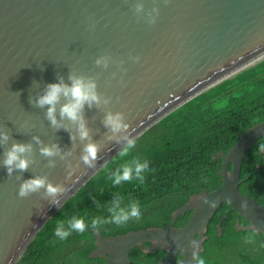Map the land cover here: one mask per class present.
<instances>
[{"label": "water", "instance_id": "water-1", "mask_svg": "<svg viewBox=\"0 0 264 264\" xmlns=\"http://www.w3.org/2000/svg\"><path fill=\"white\" fill-rule=\"evenodd\" d=\"M135 2L0 0V128L6 127L16 141L28 142L38 135L46 144L58 142L68 149L72 147L69 133L50 127L44 117L46 108L34 107L29 96L43 91L47 83L58 82L57 73L70 83L67 77L74 70L95 76L98 90L112 97L106 108H85L93 139L105 144L95 169L80 162L66 180L65 162L57 157L54 168L46 167V158L33 142L36 162L22 178L47 174L52 182L67 184L70 190L59 208L49 206L39 194L20 198L21 180L16 178L20 173L8 177L7 170L0 167V264H17L45 224L117 156L119 146L104 141L107 130L101 120L108 108L125 112L137 139L165 116L264 54V0H143L145 11L159 8L155 24L134 13ZM105 53L114 61L123 60L126 71L117 63L108 69L95 66L97 56ZM130 55H139L140 62L134 63ZM263 136L264 120L246 129L227 152L215 155L222 159L220 186L192 195L172 213L168 225L115 236L93 230L96 249L90 257H100L104 264H135L130 252L138 247L145 253L164 250L165 259L158 264H195L193 250L185 242L197 239L199 255L204 251L208 223L223 202L248 222L246 226L238 222L239 231L264 235V206L239 190L244 181L240 176L243 159ZM79 156L77 147L69 157L73 166ZM202 197L214 204L210 206ZM186 212H191L187 223L175 227ZM218 234L222 235L221 224Z\"/></svg>", "mask_w": 264, "mask_h": 264}, {"label": "trees", "instance_id": "trees-1", "mask_svg": "<svg viewBox=\"0 0 264 264\" xmlns=\"http://www.w3.org/2000/svg\"><path fill=\"white\" fill-rule=\"evenodd\" d=\"M263 120L264 59L194 97L137 138L128 159L137 157L149 162L145 183L113 186L109 176L123 163L116 156L45 224L17 264H104L102 258L90 257L96 249L92 229L83 235L73 233L67 241L52 244L56 224L73 215L89 221L97 215L107 217L108 205L119 195L125 203L137 200L142 217L123 226H104L100 231L105 236L168 225L172 213L192 195L220 186L222 159L215 155L227 152L246 129ZM261 144L264 136L243 159L240 176L244 181L239 190L264 206ZM97 202L100 207L96 206ZM190 216L191 212H186L174 226H184ZM238 222L248 224L230 204L223 202L207 226L208 238L200 254L206 264H264V235L252 230L239 231ZM165 256L162 249L145 253L136 247L130 252L135 264H156Z\"/></svg>", "mask_w": 264, "mask_h": 264}, {"label": "clouds", "instance_id": "clouds-1", "mask_svg": "<svg viewBox=\"0 0 264 264\" xmlns=\"http://www.w3.org/2000/svg\"><path fill=\"white\" fill-rule=\"evenodd\" d=\"M167 2V0H165ZM159 8L154 6L150 10L145 11L143 0H136L134 4V13L138 16L144 15L147 23L155 24L159 15ZM94 27V25H92ZM134 63L141 60L139 55L129 56ZM117 63L123 69L124 61H114L108 53L97 56L94 61L95 66L108 69L110 64ZM58 82L47 83L43 91H37L35 95L29 96V103L34 107L45 109L44 117L49 121V126L59 130L64 129L70 135L72 147L62 149L58 142L46 144L38 135H33L28 142L16 141L12 138L10 131L0 128V148H3V158L0 160V167L7 170L8 177H12L14 173L19 172L16 178L21 180L18 190L20 198H27L33 194H39L42 200L48 202L49 206L59 208L61 199L70 190V187L64 182L54 183L47 174H35L31 178H22L25 172L36 162L33 156L34 143L38 146L41 156L46 158V167L54 168L57 164L55 158L64 161L68 169L66 180L70 179L76 167L80 166V162L86 168L95 169L97 162L101 159L100 152L104 149L105 144L99 140H94L92 129L89 127V121L85 117V108L102 109L112 103V97L101 93L98 90L97 78L91 75H84L70 70L66 82L63 75L57 73ZM98 75V74H97ZM115 77L116 73H112ZM123 80L121 79V83ZM102 125L107 130L104 133V141L112 142L119 146L117 156L123 163L111 173L109 180L113 186H121L137 182L143 185L146 181V174L150 171L149 162L141 161L137 157L128 159L132 150L135 148L137 140L134 137V129L127 122V117L123 111H112L108 108L105 111ZM27 126V122L25 124ZM11 143L9 144V142ZM79 141V144H77ZM34 142V143H33ZM77 147H80L79 161L73 166L69 157H72ZM264 150V144L260 145ZM205 203L210 206L214 201H208L203 198ZM97 207L100 204L97 202ZM245 207V204L241 205ZM42 206L38 205V208ZM108 216H94L89 220L79 215H73L67 220L59 221L54 228V237L52 244L65 242L73 234H85L89 228L92 230H100L108 224L117 226L126 225L129 221H139L142 217L140 203L133 199L125 203L123 199L116 195L107 207ZM185 244L192 248V259L195 264H206L204 258L199 255L200 243L197 239L186 241ZM184 245H178L183 248Z\"/></svg>", "mask_w": 264, "mask_h": 264}, {"label": "bare ground", "instance_id": "bare-ground-1", "mask_svg": "<svg viewBox=\"0 0 264 264\" xmlns=\"http://www.w3.org/2000/svg\"><path fill=\"white\" fill-rule=\"evenodd\" d=\"M264 57V54L260 55L259 57L255 58L254 60L248 62L245 66H243L242 68H245L249 65H252L253 63L259 61L260 59H262ZM242 68H240L239 70H241Z\"/></svg>", "mask_w": 264, "mask_h": 264}, {"label": "rangeland", "instance_id": "rangeland-1", "mask_svg": "<svg viewBox=\"0 0 264 264\" xmlns=\"http://www.w3.org/2000/svg\"><path fill=\"white\" fill-rule=\"evenodd\" d=\"M264 59V57L262 58V59H260L259 61H257V62H255V63H253L252 65H249V66H247V67H245V68H242L241 70H243V69H246V68H248V67H251V66H253V65H255V64H257L258 62H260V61H262ZM246 65V64H245ZM244 65V66H245ZM241 70H237L236 72H234L233 74H231L228 78H231V77H233V76H235L238 72H240ZM228 78H226V79H228Z\"/></svg>", "mask_w": 264, "mask_h": 264}, {"label": "flooded vegetation", "instance_id": "flooded-vegetation-1", "mask_svg": "<svg viewBox=\"0 0 264 264\" xmlns=\"http://www.w3.org/2000/svg\"><path fill=\"white\" fill-rule=\"evenodd\" d=\"M161 260H163V259H160V260H158L156 264H158V262H159V261H161ZM175 264H177V261H176V263H175Z\"/></svg>", "mask_w": 264, "mask_h": 264}]
</instances>
